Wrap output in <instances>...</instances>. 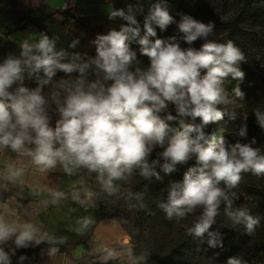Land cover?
I'll list each match as a JSON object with an SVG mask.
<instances>
[{"label": "clouds", "instance_id": "clouds-1", "mask_svg": "<svg viewBox=\"0 0 264 264\" xmlns=\"http://www.w3.org/2000/svg\"><path fill=\"white\" fill-rule=\"evenodd\" d=\"M138 16H143L142 28ZM108 18L123 23L118 30L109 29L90 41L95 55L57 49L58 37L40 33L38 39L31 35L20 43L18 57L10 54L0 63V149L30 157L41 172L59 165L68 175L79 169L96 173L109 196L120 191L118 181H128L134 174L160 180L156 171L160 158L165 161L162 171L170 174L177 164L194 157V165L182 180L169 182L167 198L158 204L165 218L179 223L191 217V224L183 225L185 235L211 248L223 247L224 233L219 227L213 229L222 207L232 225H242L247 235L254 233L261 218L236 205L240 197L234 189L244 173L264 177V153L253 147L254 137L242 142L247 140L246 124L238 131L241 139L234 143L205 131L222 121L225 109L234 102L226 88L229 80L237 81L232 95L244 98L240 88L245 78L240 67L246 62L244 52L232 40L211 38L214 22L204 23L190 15H182L177 22L167 0L150 2L147 10L143 0H136L126 8L110 9ZM173 24L179 39L176 35L150 39L157 37V28L164 32ZM180 40L189 47H181ZM198 40L203 41L200 47H192ZM79 43L74 39L69 48L76 49ZM133 43L139 46L138 52ZM139 57H146L148 63ZM58 73L64 75L55 79ZM26 79L35 87L26 86ZM51 105L59 114L54 125L48 113ZM255 116L264 128V112L256 110ZM154 152L157 159H152ZM22 174L23 169L9 166L4 178L14 181ZM51 195L53 204L65 198L60 191ZM93 195L85 190L81 200L74 191L72 199L86 205ZM128 195L141 199L138 193ZM92 222L83 218L77 231L86 230ZM45 239L50 244L66 240L41 234L32 223L9 222L0 216V264H12L17 250L38 246ZM121 248L102 246V264L124 256L130 264H145L146 254L134 255L130 237L121 242ZM57 251L52 247L49 254ZM26 259L20 255L17 264ZM225 264L248 261L231 256Z\"/></svg>", "mask_w": 264, "mask_h": 264}, {"label": "rangeland", "instance_id": "rangeland-1", "mask_svg": "<svg viewBox=\"0 0 264 264\" xmlns=\"http://www.w3.org/2000/svg\"><path fill=\"white\" fill-rule=\"evenodd\" d=\"M48 0H0V63L10 55L6 46L9 39V33L12 29L23 26L29 17L36 18L47 13ZM113 3L114 9L126 8L127 4H135L134 0H110ZM29 16V17H28ZM138 20L143 22V16H138ZM123 21L119 19L113 21L110 19H99L88 22L86 28L82 30L81 36V52H87L89 55H95V49L90 44L97 34H106L109 29H119ZM45 25V24H44ZM138 52V49H136ZM139 55V53H138ZM144 64L148 63L146 57H139ZM63 73H58L55 79L62 77ZM248 78V77H247ZM247 82L252 85L251 92L254 98L236 99L232 95V91L227 89L230 97L234 100L232 104L227 106V109L234 112L238 120H242V125L252 126L247 131V140L242 142H250L254 137L256 144L253 147H259L264 153V136H261V128L257 123L255 112L261 111L262 101L264 99V60L253 67V72L249 76ZM25 85L35 87L32 81L25 80ZM45 94L49 92V88L45 87ZM222 107H225L221 105ZM173 114L174 109L171 108ZM48 113L51 117V122L54 125L59 118V114L55 109V105L48 108ZM241 127H233L230 129L229 135L237 137V132ZM264 134V133H263ZM190 161V160H189ZM63 177L69 189H74L79 192L81 200L84 199L85 190H90L94 193L91 200L82 205L78 202L77 206L83 208L88 207L93 221L90 224V230L96 226L97 221H110L113 225H117L123 232V240L126 237L131 238L133 253L135 256L146 254L145 264H224L221 260V254H213L209 256L205 254L204 249L209 247L206 243L200 244L196 241H191V237L185 235L183 225L191 224V217L187 220H182L177 223L175 220H167L165 214L159 211L158 203H150L144 198L136 199L135 195L129 197L133 187L138 188L137 175L134 174L128 181L123 182V186L119 184L120 191L116 195L109 196L103 192L100 184L97 181V174L90 173L86 169H79L74 174L68 175L65 172ZM170 181H176L171 178ZM169 181V182H170ZM255 185H264V177H256ZM169 185V183H168ZM135 190V188H134ZM138 190V189H137ZM167 190V189H166ZM135 194V193H133ZM242 203L237 206L247 207L250 211H254L256 216L261 218V223L257 227H264V201L259 200L263 204L261 208H257L259 203L254 197L242 196ZM262 210V213L260 212ZM101 217H105L100 220ZM221 224L232 223L224 216L223 211L217 216ZM234 226V225H232ZM236 227V226H235ZM222 233H224L222 231ZM257 229L251 235L245 234V230L240 237V242L237 244L239 255L248 261V264H264V252L257 245ZM227 235L224 233V240ZM231 241L235 243L236 239L231 237ZM122 264H130L126 256L123 257Z\"/></svg>", "mask_w": 264, "mask_h": 264}, {"label": "crops", "instance_id": "crops-1", "mask_svg": "<svg viewBox=\"0 0 264 264\" xmlns=\"http://www.w3.org/2000/svg\"><path fill=\"white\" fill-rule=\"evenodd\" d=\"M110 9H114L110 0H48L47 13H55L53 20L43 28L33 25L17 31L8 40L20 47L29 36L38 39L40 33H45L50 38L58 37L57 49L81 52V43L76 49L69 48V44L77 38L81 42L82 30L88 22L109 19ZM9 166L23 169V174L14 181L5 179ZM63 173L59 165L41 172L30 157L0 149V216L9 222L32 223L41 234L66 238L63 244H50L45 239L38 246L19 249L11 258L12 264H17L20 255L27 257L24 264H102L99 259L102 246L122 250L123 232L110 221L102 220L92 230L89 225L86 230L77 231L83 218L91 219L90 211L86 206L79 208L72 199L75 190L68 188ZM54 191L65 193V198L56 204L52 203ZM52 247L58 251L50 255ZM122 261L123 257L107 264H122Z\"/></svg>", "mask_w": 264, "mask_h": 264}, {"label": "trees", "instance_id": "trees-1", "mask_svg": "<svg viewBox=\"0 0 264 264\" xmlns=\"http://www.w3.org/2000/svg\"><path fill=\"white\" fill-rule=\"evenodd\" d=\"M136 3V0H134ZM150 2H155V0H143L145 10L149 6ZM167 5L171 15L175 18L177 22L180 21L182 15H190L194 19L208 23H215V34L211 38H216L220 42H226L232 40L245 54L246 62L241 63V70L245 73V78L243 82L240 83V88L244 93V98L251 99L254 98L252 95L251 88L252 85L247 82L249 76L253 72V67L260 64L264 60V0H167ZM55 13H44L40 17L29 18L23 23V26H18L11 30L9 36L17 31L26 29L29 26H36L38 28H43L44 24L53 20ZM141 21V28H142ZM143 35V30L141 31ZM176 35L179 39L180 34L177 29V25H171L166 31L161 32L157 28V37L150 39L162 38L167 39L168 37ZM181 47H189L182 40L179 41ZM203 41H196L192 47L199 48ZM10 54L13 56H19L20 47L14 42L7 40L5 43ZM132 48L134 50L138 49V45L133 43ZM248 77V78H247ZM237 81L229 80L226 83V88L232 91V88L236 86ZM262 106L260 108L261 112H264V99L262 101ZM222 109L225 107L220 106ZM226 114L222 121L216 124L209 125L205 131L215 135L217 140L220 137H225L230 143H234L241 138L231 137L229 135V130L233 127H241L242 123L234 115V119L230 118L234 112H231L227 108L225 109ZM199 123V120L196 121ZM252 128V126H247V131ZM238 133V132H237ZM260 135L264 136L263 129L260 131ZM159 151V149L157 150ZM152 159H157L156 153L152 155ZM165 161L160 158L159 163L156 166V171L159 173L161 179L157 180L155 177L145 180L139 175H137V180L139 182L138 188L133 187L130 193L140 194L142 198L150 203H160L165 201L167 198V188L168 183L171 178L176 181L182 180L183 174L188 170L189 167L193 166L195 163V158L184 164H177L175 166L176 170L170 174H165L161 165ZM257 176L252 173H244L243 180L238 188L234 189L239 195V200L236 201V205L242 203V196L254 197L256 200L264 201V185L254 184ZM258 178V177H257ZM121 181H118L120 183ZM122 183H120L121 186ZM135 188V190H134ZM138 189V190H137ZM262 203H258L257 208H261ZM159 208V207H158ZM159 211L163 212L160 208ZM223 207L221 208V212ZM262 213V210H260ZM252 215H255L254 211H250ZM105 217H101L100 220ZM216 217V224L213 225V229L219 227L227 235V239L223 241V247H206L204 249L205 254L212 256L213 254H221V260L225 264L227 258L231 256H238V246L240 242V237L244 232V227L232 226L230 224H221ZM97 223H99L97 221ZM257 245L264 252V227L262 229L257 228ZM231 237L236 239L235 243L231 241ZM191 241H193L191 239Z\"/></svg>", "mask_w": 264, "mask_h": 264}]
</instances>
